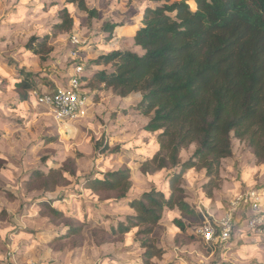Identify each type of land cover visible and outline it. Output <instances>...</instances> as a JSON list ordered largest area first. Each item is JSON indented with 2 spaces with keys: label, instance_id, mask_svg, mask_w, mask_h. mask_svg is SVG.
I'll return each mask as SVG.
<instances>
[{
  "label": "rangeland",
  "instance_id": "1",
  "mask_svg": "<svg viewBox=\"0 0 264 264\" xmlns=\"http://www.w3.org/2000/svg\"><path fill=\"white\" fill-rule=\"evenodd\" d=\"M185 1L194 6V0ZM87 2L102 12V18L91 24H87V15L79 14L74 5H66V0H0V164L4 166L0 187L11 189H0V264H143L145 250L136 247L137 230L125 235L112 231L133 212L129 202L110 203L82 186L95 173L129 165L131 158H137L138 147L154 141V136L143 132L150 118L141 117L135 107L142 94L129 102L112 90L90 94L91 100L79 117L67 121L58 120L37 97L67 87L76 66L83 67L82 75L103 68L93 65L100 55L96 49L101 46L142 52L132 43V33L141 22L146 0ZM65 6L76 26L51 43L54 50L49 55H33L27 48L32 38H44ZM107 24L119 25L124 31L116 28L109 39ZM21 69L36 74L37 90L30 92L27 101H21L14 91ZM196 147L194 144L181 152L182 162L192 157ZM233 148V157L222 161L212 193L203 187L208 182L205 170L187 171L182 181L187 200L204 215V223L232 214L231 238L210 246L197 233L199 225L192 224L182 232L172 222L181 213L167 211L154 233L166 253L154 258V264H264V164H257L248 143L234 134ZM69 160L75 161L76 176H71V166L65 165ZM63 165L68 170L64 174L69 186L45 193L27 185L35 170L47 173L50 167ZM131 167L133 187L128 198L133 199L154 184ZM165 177L166 172H160L152 179L166 188ZM253 193L260 198V209L255 213ZM44 201L80 214V221L47 216L41 206ZM203 201H210L215 216L203 207ZM253 216L260 218L254 225L250 221ZM82 222L85 226L80 234L58 237L67 232L65 223L80 226Z\"/></svg>",
  "mask_w": 264,
  "mask_h": 264
},
{
  "label": "trees",
  "instance_id": "2",
  "mask_svg": "<svg viewBox=\"0 0 264 264\" xmlns=\"http://www.w3.org/2000/svg\"><path fill=\"white\" fill-rule=\"evenodd\" d=\"M148 1L134 35V46L143 53L101 46L93 65L103 68L82 75L81 82L92 95L112 90L127 102L142 94L135 107L141 117L150 118L143 132L154 136V141L138 147L137 158H129V165L95 173L82 186L110 203L129 202L133 212L112 231L125 235L137 230L136 247L145 250L142 262L154 264V258L166 253L154 233L167 211L181 213L172 222L182 232L192 224H204V215L187 200L182 186L187 171L205 170L208 182L203 187L212 193L222 161L234 155L233 134L248 143L257 164H264V0H194V6L185 0ZM66 5L87 15V24L102 18L101 10L87 0H66ZM75 26V18L65 6L51 31L44 38H32L27 48L36 56L49 55L54 50L51 43ZM116 28L119 25L105 27L109 39ZM35 78L32 72L18 70L14 91L21 101L37 90ZM194 144V154L182 162L181 152ZM104 150H109L107 144ZM74 162L65 163L71 166V176H76ZM65 165L52 166L47 173L35 170L27 185L45 193L69 186ZM131 165L154 184L133 199L128 198L133 187ZM3 169L0 164V171ZM160 172H166L167 189L152 179ZM0 189L11 191L6 186ZM41 206L56 220L80 221V214L59 210L49 201ZM65 225L67 234L58 237L78 235L85 226L83 222Z\"/></svg>",
  "mask_w": 264,
  "mask_h": 264
},
{
  "label": "built area",
  "instance_id": "3",
  "mask_svg": "<svg viewBox=\"0 0 264 264\" xmlns=\"http://www.w3.org/2000/svg\"><path fill=\"white\" fill-rule=\"evenodd\" d=\"M73 55H76V52ZM74 71L75 73L70 76L67 87L58 88L52 93L37 94L39 103L51 109L60 121L78 118L91 100L90 92L83 87L81 82L83 67L81 65L76 66ZM252 197V209L255 213L260 209V198L256 193H253ZM259 219L253 216L250 219L251 224H256ZM232 229L233 217L232 214H227L220 220L206 221L197 228V233L208 245L212 246L228 241L231 238Z\"/></svg>",
  "mask_w": 264,
  "mask_h": 264
},
{
  "label": "crops",
  "instance_id": "4",
  "mask_svg": "<svg viewBox=\"0 0 264 264\" xmlns=\"http://www.w3.org/2000/svg\"><path fill=\"white\" fill-rule=\"evenodd\" d=\"M147 2H146V5H148L149 4V1L148 0H146ZM141 16V15H140ZM140 21H141V19H140ZM141 25V22L139 23V25L138 26H136V28H135V30L133 31V33H132V43H134V35H135V31H136V29H137V27H139ZM123 28V27H122ZM122 28H120V29H122ZM121 31V30H120ZM123 29H122V31H121V33H123ZM142 51V50H141ZM141 53H143V51L141 52ZM140 53V54H141ZM94 70H97V69H93L92 70V72L94 71ZM92 74V73H91ZM91 74H87V75H91ZM147 124V123H146ZM145 124V125H146ZM144 125V126H145ZM145 153V152H144ZM190 171V170H189ZM188 199V198H187ZM210 201H203L202 202V204H203V207L204 208H206L207 210H208V212L210 213V215H214V213H215V210L214 209H212L211 208V204L209 203ZM174 211V210H173ZM215 216V215H214Z\"/></svg>",
  "mask_w": 264,
  "mask_h": 264
},
{
  "label": "clouds",
  "instance_id": "5",
  "mask_svg": "<svg viewBox=\"0 0 264 264\" xmlns=\"http://www.w3.org/2000/svg\"><path fill=\"white\" fill-rule=\"evenodd\" d=\"M101 178H103V177H101Z\"/></svg>",
  "mask_w": 264,
  "mask_h": 264
}]
</instances>
